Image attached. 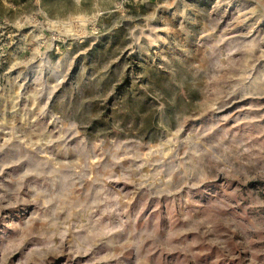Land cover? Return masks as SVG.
I'll list each match as a JSON object with an SVG mask.
<instances>
[{
  "label": "rangeland",
  "instance_id": "374dc122",
  "mask_svg": "<svg viewBox=\"0 0 264 264\" xmlns=\"http://www.w3.org/2000/svg\"><path fill=\"white\" fill-rule=\"evenodd\" d=\"M0 264H264V0H0Z\"/></svg>",
  "mask_w": 264,
  "mask_h": 264
}]
</instances>
